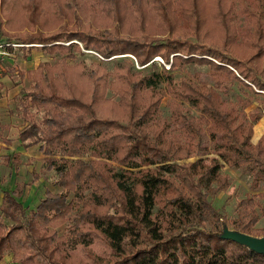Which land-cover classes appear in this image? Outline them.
<instances>
[{
    "label": "trees",
    "instance_id": "1",
    "mask_svg": "<svg viewBox=\"0 0 264 264\" xmlns=\"http://www.w3.org/2000/svg\"><path fill=\"white\" fill-rule=\"evenodd\" d=\"M23 1L26 24L34 31L5 41L19 44V50L40 47L53 56L55 70L28 72L36 118L23 117L28 122L19 139L47 157L64 155L67 169L52 181L61 191L45 190L33 209L20 202L25 183L2 191L0 259L10 254L16 264H69L65 252L50 245L53 233L47 227L70 208L78 215L70 237L84 248L86 264H264V255L220 237L223 227L263 237L264 227L254 225L264 218V193L238 199L231 218L208 198L229 186L223 166L243 172L255 191L264 186V131L250 142L260 110L244 112L245 98L224 100L210 85L185 80L181 99L199 121L211 123L219 150L207 163L195 158L181 164L179 159L205 149L199 129L192 146H172L175 131L159 104L160 88L172 82L171 69L188 64L205 65L215 85L231 80L264 94V0ZM232 17L246 20L238 25ZM151 24L156 32H149ZM177 24L182 29L175 36ZM46 25L56 30L42 31ZM79 45L98 56L92 67L82 64L77 72L87 84L86 101L73 95L65 79L66 60L83 54ZM112 99L120 117L99 116L94 107ZM18 107L19 115L30 113ZM168 115L184 121L176 136L181 128L193 129L191 121ZM238 151L249 158L237 157ZM17 157L11 154L4 162L17 166ZM31 175L33 181L40 177ZM69 190L73 198L67 202ZM96 239L103 244L101 254L89 249Z\"/></svg>",
    "mask_w": 264,
    "mask_h": 264
},
{
    "label": "rangeland",
    "instance_id": "2",
    "mask_svg": "<svg viewBox=\"0 0 264 264\" xmlns=\"http://www.w3.org/2000/svg\"><path fill=\"white\" fill-rule=\"evenodd\" d=\"M47 1H50L51 3L53 0ZM23 2V0H4V4L0 6V41L5 42V40L8 39L9 41L16 42L17 38L19 40L24 38L23 35L25 32L34 31L26 24L25 15L22 10ZM245 20L246 19L244 18L239 19L238 17H232L231 19L234 24L238 25H241ZM55 25L56 22H53V26ZM149 26V32H156V26H154V24ZM176 26V32L173 35H181L180 30L182 29V26L179 24ZM47 29L46 25L43 26V29L41 30L45 32L56 30L54 27H49V29ZM202 30H206V27H203ZM138 35L139 33L137 36ZM156 35L161 37V34ZM212 35L214 34L212 33ZM24 45L29 46L27 44ZM78 49L81 50L83 53L82 55L76 54V59L73 61L66 60V66L69 67L65 70V79H70L67 82L73 92V95L80 97L83 101H86L88 95L87 84L81 79H78L77 72L82 64L92 67V63H95V58H98V56L95 53L81 49L80 45L78 46ZM5 51L7 55H5L0 62V120L7 123L5 125L7 127V132L0 130V135H2L5 140L3 144L4 148H1L0 150V189H8L15 183H26L20 202L24 208L33 209L38 203L39 198L44 195L45 190L50 193L61 191L60 187L52 186V181L58 174L65 172L67 169V164L64 162L66 160L64 155H60L55 152L50 157H47L48 154H46L43 149L38 148L37 145L34 144L32 146H24V142H21L19 139V132L26 127L28 122L26 120L24 121L23 117L29 121L35 120L36 118L35 114H32L34 110L30 108L29 104L30 88L32 87L33 77L31 74H28V72L35 73L37 68H40L49 71L52 70L53 73L55 70L54 59L52 58L53 56H48L44 50L40 49V47H30L28 50H19L15 47L10 52H7L6 49ZM114 59L121 58L117 57ZM154 59H156L157 65L159 66L161 64V61H159L160 59L158 57H155ZM130 60L133 59L130 57ZM166 68L167 65H165L164 69ZM171 70L172 82L169 83L168 86L163 85L160 88L161 97L159 99L161 115L165 120L167 119L170 125L172 124L173 130L175 131L174 133L170 132L174 139H171L169 142L172 146L174 145L173 143H175L180 146L182 145V147L186 149V147L194 144L196 140L194 134H196V128H198V139L200 143H203L205 148L198 154L179 159L177 161L178 163L186 164L195 158H203L205 163H207L209 157H217L216 153L219 150L217 137H212L208 130L211 123L204 124V118L199 121L196 110L191 108L186 101L181 99V95H184L185 93L182 86L185 80H190L193 84L202 82L206 85H210L215 94L224 100L235 101L236 98H245V101L247 102L243 110L244 112H248L249 110H260V118L253 125L252 135L250 137V142L253 144L255 143L256 138H258L264 131V94L254 95L246 88H243L241 85L236 83V81L231 80L224 82L221 86L215 85L209 77L208 69L205 65L188 64L184 67H175ZM171 95L175 96V98H172ZM170 99H173V105L169 109L168 104ZM115 103L114 99H112L111 102L103 101L102 103L96 105L94 110L101 117H120L115 116L120 115V110ZM15 106H19L18 108L20 109L25 107L30 110V113L26 116L25 114L19 115L21 112L15 109ZM169 111L179 115L178 118L180 120H187L188 122L191 121L194 125L193 129H190L188 132L187 129H177L178 136H176V127L183 125L184 121H172V118L170 119V116L168 115ZM120 121L122 123H126V118H120ZM9 126H12V128L10 129ZM13 140H15V142H13L14 144L11 143ZM14 145H16V149L18 147L19 149H22V151L24 150V153H22L20 157H17L18 165L16 167H14L15 165L11 163H2V157L8 154L6 151L8 150L7 147ZM9 150L14 151V147ZM179 156L183 157L184 151H181ZM236 156L242 159L249 158L240 151L236 152ZM49 165L50 169L47 170L46 166ZM31 171H34L36 175L40 174L39 180L35 182L32 181ZM220 172L229 177V186L225 190L219 191L215 195L208 198L217 212L224 215L226 218H231L233 216V209L238 199L257 192L264 193V186H262L259 191H255L251 189V187H248V183L250 181L249 177L238 169H230L223 166L220 168ZM72 198L73 193L69 190L66 197L67 202L71 201ZM76 218H78V215H76L74 210L69 208L64 210V214L61 216L60 221H55V223L47 227L48 231L53 233V235L49 237L51 240L50 245H57L59 250L65 252L68 258L67 263L86 264L88 256L84 255V251H82L84 248L74 244V237H70V232L72 230L71 226L74 225L73 222H75ZM263 227L264 218H259V221L254 225V228ZM51 232L49 234H51ZM259 235L262 236L263 234ZM89 249H92L95 253L98 252L101 254L104 252L103 244L97 239L95 243L89 247Z\"/></svg>",
    "mask_w": 264,
    "mask_h": 264
},
{
    "label": "water",
    "instance_id": "3",
    "mask_svg": "<svg viewBox=\"0 0 264 264\" xmlns=\"http://www.w3.org/2000/svg\"><path fill=\"white\" fill-rule=\"evenodd\" d=\"M220 237L233 243L235 242L239 245L246 246L248 250L250 249L257 254L264 255V236L255 237L249 234L246 235L237 231H231L228 228L223 227L221 229Z\"/></svg>",
    "mask_w": 264,
    "mask_h": 264
},
{
    "label": "crops",
    "instance_id": "4",
    "mask_svg": "<svg viewBox=\"0 0 264 264\" xmlns=\"http://www.w3.org/2000/svg\"><path fill=\"white\" fill-rule=\"evenodd\" d=\"M10 123H11V121H10ZM7 123L6 122H4V121H1L0 120V130H2V131H6V125ZM12 124V123H11ZM9 128L11 129L12 128V126H9ZM7 132V131H6ZM257 139V138H256ZM4 142H5V140L3 139V136L2 135H0V150H1V148H4V146H3V144H4ZM13 142H15V140H13V141H11V143L12 144H14ZM17 145V144H16ZM16 145H14V146H8L7 147V149L8 150H6L7 152H8V154L7 155H4V157H2V163L3 164H9L10 163V161H7V162H4V158H6V157H8L9 155H11V154H17L18 155V157H20L21 156V154L22 153H24V150L22 151V149H19L18 147H17V149L15 148V146ZM13 147H14V151H10L9 149H13ZM22 151V152H21ZM5 160H7V158L5 159ZM14 167H16V166H14ZM14 167H12L13 169H15ZM31 173V172H30ZM32 179V178H31ZM39 180V179H38ZM33 181V180H32ZM35 181H37V180H35ZM35 181H33V182H35ZM22 183V182H21ZM17 184H20V183H15V184H13V186H11L10 188H8V189H0V201H1V197H2V191H5V190H11V189H13ZM24 184V183H23ZM26 186V183L24 184V187ZM0 264H16V263H11V255L10 254H6V255H4L3 256V258L2 259H0Z\"/></svg>",
    "mask_w": 264,
    "mask_h": 264
},
{
    "label": "built area",
    "instance_id": "5",
    "mask_svg": "<svg viewBox=\"0 0 264 264\" xmlns=\"http://www.w3.org/2000/svg\"><path fill=\"white\" fill-rule=\"evenodd\" d=\"M8 46H11V47L15 48V47H19L20 45L19 44L10 43V42H7V41H5V42L0 41V62L2 61L3 57L5 55H7L5 49L7 50ZM7 52H10V51L7 50Z\"/></svg>",
    "mask_w": 264,
    "mask_h": 264
}]
</instances>
